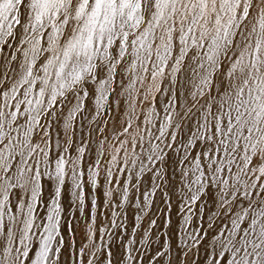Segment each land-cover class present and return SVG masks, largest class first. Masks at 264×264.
<instances>
[{
  "label": "snow or ice",
  "instance_id": "6c2138e0",
  "mask_svg": "<svg viewBox=\"0 0 264 264\" xmlns=\"http://www.w3.org/2000/svg\"><path fill=\"white\" fill-rule=\"evenodd\" d=\"M0 264H264V0H0Z\"/></svg>",
  "mask_w": 264,
  "mask_h": 264
}]
</instances>
